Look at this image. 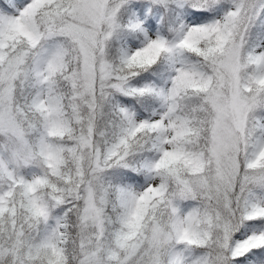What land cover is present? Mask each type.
I'll return each instance as SVG.
<instances>
[{"label": "snow or ice", "instance_id": "obj_1", "mask_svg": "<svg viewBox=\"0 0 264 264\" xmlns=\"http://www.w3.org/2000/svg\"><path fill=\"white\" fill-rule=\"evenodd\" d=\"M0 264H264V0H0Z\"/></svg>", "mask_w": 264, "mask_h": 264}]
</instances>
